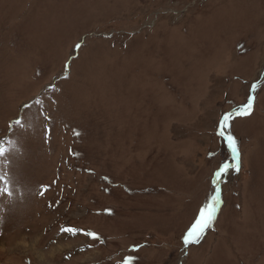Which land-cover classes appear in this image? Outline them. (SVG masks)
<instances>
[{
  "label": "rangeland",
  "instance_id": "rangeland-1",
  "mask_svg": "<svg viewBox=\"0 0 264 264\" xmlns=\"http://www.w3.org/2000/svg\"><path fill=\"white\" fill-rule=\"evenodd\" d=\"M0 142V264H264V0H0Z\"/></svg>",
  "mask_w": 264,
  "mask_h": 264
},
{
  "label": "snow or ice",
  "instance_id": "snow-or-ice-1",
  "mask_svg": "<svg viewBox=\"0 0 264 264\" xmlns=\"http://www.w3.org/2000/svg\"><path fill=\"white\" fill-rule=\"evenodd\" d=\"M254 99L255 98L253 96H249L247 102L241 105L235 113L228 112L223 114L218 122L217 134L221 137V139H223L228 144V147L232 150L234 157L238 155V149L235 138L229 132V129L231 127V121L232 119L235 118L236 115L250 114L253 109ZM16 123L19 124L20 121H16ZM50 133H51V129L47 128L45 130V139L48 138ZM76 134L79 135V133ZM6 152H7V148L5 144L3 142H0V158H3ZM228 171H229V165L227 164L223 165L221 168H219L218 172L216 173L217 178L226 174ZM45 191H47V188L42 186L40 195H43ZM0 195H6L9 197H11L12 195V192L10 190V183L9 180L7 179L6 173L4 175H0ZM216 202L217 201L214 197L212 204L205 205L199 210V215L196 219L195 224L192 226V228H190L187 231V233L183 237V244L185 247L193 243H198L199 240L202 238V234L204 230L210 226L211 221L214 218ZM63 231L74 234L76 230L72 228H64ZM85 234L88 235L91 239H98V237L94 233H85Z\"/></svg>",
  "mask_w": 264,
  "mask_h": 264
}]
</instances>
